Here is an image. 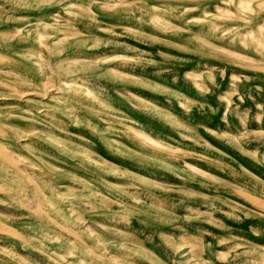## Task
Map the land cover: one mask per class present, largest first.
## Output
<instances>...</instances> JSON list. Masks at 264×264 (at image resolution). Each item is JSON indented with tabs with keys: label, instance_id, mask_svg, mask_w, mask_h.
Instances as JSON below:
<instances>
[{
	"label": "rangeland",
	"instance_id": "obj_1",
	"mask_svg": "<svg viewBox=\"0 0 264 264\" xmlns=\"http://www.w3.org/2000/svg\"><path fill=\"white\" fill-rule=\"evenodd\" d=\"M0 150V264H264V0H0Z\"/></svg>",
	"mask_w": 264,
	"mask_h": 264
},
{
	"label": "bare ground",
	"instance_id": "obj_2",
	"mask_svg": "<svg viewBox=\"0 0 264 264\" xmlns=\"http://www.w3.org/2000/svg\"><path fill=\"white\" fill-rule=\"evenodd\" d=\"M1 151V150H0ZM2 152V151H1ZM1 152H0V154H1ZM3 153V152H2ZM4 155V154H3Z\"/></svg>",
	"mask_w": 264,
	"mask_h": 264
}]
</instances>
